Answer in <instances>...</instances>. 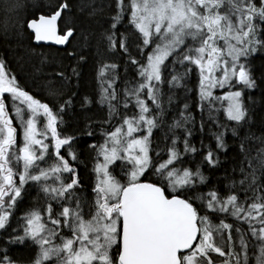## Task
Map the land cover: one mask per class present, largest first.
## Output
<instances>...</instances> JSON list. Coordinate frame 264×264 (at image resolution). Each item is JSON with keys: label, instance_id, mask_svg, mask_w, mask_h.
Here are the masks:
<instances>
[{"label": "snow or ice", "instance_id": "obj_1", "mask_svg": "<svg viewBox=\"0 0 264 264\" xmlns=\"http://www.w3.org/2000/svg\"><path fill=\"white\" fill-rule=\"evenodd\" d=\"M114 4L116 12L101 39L107 51L128 56L126 64L136 78L126 75L119 88V65L103 64L98 98L82 100V107L94 102L106 106L109 116L104 121L109 130L101 131L103 142L89 145L96 174L91 203L79 194L77 138L60 129L62 114L76 95L65 89L71 77H79L78 67L71 68V75L49 74L53 79L43 86L40 99L24 90L0 60V231L8 233L11 218L32 188L45 201L24 210L19 217L23 234L12 228L7 245L31 241L28 246L34 245L36 252L30 264H264V147L251 156L245 148L251 136L241 140L238 176L233 168L223 194L208 187L201 170L220 165L228 122L240 126L246 121L245 92L257 86L251 57L264 52V0ZM71 7L69 0H58L47 12L20 0L0 3L6 14H17L14 29L30 30L29 38L37 44L61 46L75 39L76 29L67 18ZM88 7L90 16L103 11ZM2 30L7 33L6 22ZM84 60L79 56L77 65ZM192 77L202 114L199 148L191 142L196 121L188 103L156 140L154 131L162 128L167 112L165 86L187 93ZM173 99L167 95L169 106ZM206 125L215 147L204 142ZM231 131L237 135L236 127ZM198 153L202 159L195 169L183 166L186 157ZM146 174L148 180L143 179ZM0 264H17L7 246L0 247Z\"/></svg>", "mask_w": 264, "mask_h": 264}, {"label": "trees", "instance_id": "obj_2", "mask_svg": "<svg viewBox=\"0 0 264 264\" xmlns=\"http://www.w3.org/2000/svg\"><path fill=\"white\" fill-rule=\"evenodd\" d=\"M20 2L28 5L29 8L35 4L41 11L47 12L49 6L55 5L58 0H20ZM0 3H2V0H0ZM69 3L72 7L67 12V18L72 22L69 26L75 27L76 33L75 39H71L68 45L63 46L35 43L29 38V30H22L18 25L15 29L13 28V25L16 24L17 14H6L3 10H0V60L4 61L6 71L17 78L24 90L40 99L44 98L43 86L53 79V76L49 74L63 71L71 75V68L78 67L79 77H71L68 87L65 89L69 94L75 92L76 95L72 97V105L62 114L63 124L60 129L64 135L77 138L75 147L79 156L78 167L81 170V177L85 178L86 183L89 185L91 180L89 169L95 156L89 145L103 142L101 131L102 129L109 130V126L104 123L109 119V116L106 106L101 107L94 102L91 105L82 107V100L85 96L92 98L94 101L98 98V72L103 64L115 63L119 65L117 69V74L120 77V81H118L119 88H123V80L126 75L130 79L136 78V75L132 66L126 64L128 56L107 51V44L101 39V33L109 27L110 16L116 12L114 0H69ZM89 4H93L97 9L102 8L103 11L98 12L95 16H90L89 13L92 9L88 7ZM109 4H112L111 8L108 7ZM81 7L84 9L83 11L80 10ZM23 14V10H21L19 15L23 16ZM126 20L127 18H125V22ZM5 22L8 24L7 33L2 30V25ZM85 36L88 37L87 42L84 40ZM132 39L134 38L130 36V41ZM72 51L76 53L74 57L66 54ZM130 52L137 59L140 58L134 47H130ZM81 55L85 57V60L77 65V59ZM126 66L128 67L127 73L125 72ZM251 71L257 86L245 92L244 103L248 110L246 121L242 122L240 126H237L236 122H228L229 130L225 135L227 151L219 153L220 165L215 169L204 165L201 169L208 178V187L216 186L221 194L227 191L224 187L228 182L226 177L233 175V168H237L238 176V165L243 159L240 150L241 140L246 136H251V139L245 142V148L250 150L248 154L251 156H254L257 150L264 147V52H258L251 57ZM196 83V78L192 77L188 82V88L192 91L187 93L183 88L169 91L165 86V108L167 112L162 128L154 131L156 140L163 137L164 133L167 132V125L172 123L173 117L179 116V111L183 108L184 103H188L189 110L196 121L191 142L199 148L202 138L199 122L202 114L197 106L199 101L195 88ZM167 95H174L171 106L167 104ZM203 116L206 119L207 112H204ZM220 119L226 121L223 114H221ZM117 122V119L112 121L113 125ZM88 125H91L90 129L87 127ZM207 127L206 125L203 135L204 142L215 147L214 139L207 134ZM233 127L237 129L236 136L232 135L231 128ZM212 128L213 131L216 130L214 125H212ZM89 130L93 132L92 136L87 135ZM178 132L183 135L182 131L178 130ZM185 159L188 163L183 166L195 169L202 157L198 153L194 157L189 156ZM143 179L148 180V174ZM203 190L207 191V188ZM40 204L42 203L38 200V206ZM28 207H31V204L28 197H25L19 210L11 218V227L8 229V233H11L12 228L21 230L22 224L19 222V217L23 215L24 210ZM227 222L233 223L231 219ZM242 227L247 230V225H242ZM8 233L0 231V247H9V254L13 260L19 263H30L35 256L36 247L34 245L28 246L31 241H26L25 244L7 245Z\"/></svg>", "mask_w": 264, "mask_h": 264}, {"label": "flooded vegetation", "instance_id": "obj_3", "mask_svg": "<svg viewBox=\"0 0 264 264\" xmlns=\"http://www.w3.org/2000/svg\"><path fill=\"white\" fill-rule=\"evenodd\" d=\"M94 163H95V161L92 160V166L90 165V169H89V172L91 174V180H90L89 185L86 183L85 178L81 177V174H80L81 170L79 169L80 167H78L81 183L83 185V189L80 191L79 194L81 195V197L83 199H87L89 201V203H91L93 201V198H94V193L92 192V188L95 186V179H96V174L92 171ZM37 191H38L37 189L32 188L30 190V192L25 194V196H24V198L28 197V200L31 204V207H38V200L41 201L42 205H44V203H45L42 193H40L39 198H37Z\"/></svg>", "mask_w": 264, "mask_h": 264}, {"label": "rangeland", "instance_id": "obj_4", "mask_svg": "<svg viewBox=\"0 0 264 264\" xmlns=\"http://www.w3.org/2000/svg\"><path fill=\"white\" fill-rule=\"evenodd\" d=\"M216 94H222V90H217V92H216ZM38 127H39V125H38ZM101 160H102V158H101ZM117 163H119V162H117ZM41 202V201H40ZM89 202V201H88ZM39 206H43L42 204H40ZM20 222H21V224H22V226H23V221L22 220H20ZM17 234H20V235H22L23 234V231H22V228H21V230H20V232L19 233H17ZM17 264H30V263H19V262H17Z\"/></svg>", "mask_w": 264, "mask_h": 264}, {"label": "water", "instance_id": "obj_5", "mask_svg": "<svg viewBox=\"0 0 264 264\" xmlns=\"http://www.w3.org/2000/svg\"><path fill=\"white\" fill-rule=\"evenodd\" d=\"M30 31V30H29ZM41 44H50V43H44V42H41Z\"/></svg>", "mask_w": 264, "mask_h": 264}]
</instances>
